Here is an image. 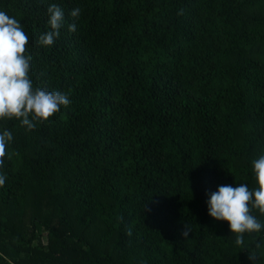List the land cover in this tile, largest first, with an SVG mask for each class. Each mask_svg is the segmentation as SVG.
Listing matches in <instances>:
<instances>
[{
    "label": "trees",
    "instance_id": "16d2710c",
    "mask_svg": "<svg viewBox=\"0 0 264 264\" xmlns=\"http://www.w3.org/2000/svg\"><path fill=\"white\" fill-rule=\"evenodd\" d=\"M51 2L66 23L42 47ZM0 9L28 34L34 85L71 101L30 131L0 120L13 134L0 168V264H264V232L241 250L206 203L218 185L257 186L264 0H0Z\"/></svg>",
    "mask_w": 264,
    "mask_h": 264
},
{
    "label": "clouds",
    "instance_id": "9594fccd",
    "mask_svg": "<svg viewBox=\"0 0 264 264\" xmlns=\"http://www.w3.org/2000/svg\"><path fill=\"white\" fill-rule=\"evenodd\" d=\"M80 13V7H74L68 15L78 19ZM46 14L47 29L38 35L37 43L51 47L65 26V12L59 4L51 2L47 5ZM76 28V23L67 24L70 33ZM28 40L20 21L0 9V120H18L30 131L37 124L47 122L71 101L67 92L34 85L30 75L32 55L26 51ZM12 140L11 131L6 128L0 130V168L9 155L6 149ZM251 166L255 188H249L245 183L218 185L208 194L206 202L208 216L227 223L229 234L234 235V243L241 250L247 248L246 235L264 232V220L260 218L264 216V153L252 160ZM5 180L6 174L0 172V186ZM254 210L259 216L254 214ZM182 235H189V231L185 228ZM255 257L249 253L250 259Z\"/></svg>",
    "mask_w": 264,
    "mask_h": 264
}]
</instances>
